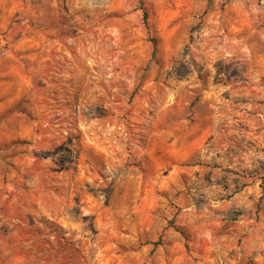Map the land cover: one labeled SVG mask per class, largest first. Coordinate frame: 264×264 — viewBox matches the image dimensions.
<instances>
[{
    "label": "rangeland",
    "instance_id": "1",
    "mask_svg": "<svg viewBox=\"0 0 264 264\" xmlns=\"http://www.w3.org/2000/svg\"><path fill=\"white\" fill-rule=\"evenodd\" d=\"M0 264H264V0H0Z\"/></svg>",
    "mask_w": 264,
    "mask_h": 264
},
{
    "label": "crops",
    "instance_id": "2",
    "mask_svg": "<svg viewBox=\"0 0 264 264\" xmlns=\"http://www.w3.org/2000/svg\"><path fill=\"white\" fill-rule=\"evenodd\" d=\"M202 116H204L203 113H198L199 119H201ZM207 119L212 118H210V116H207ZM216 130L217 128L214 124H204L198 121L192 124L186 122L181 130L184 134V137L181 139L182 150L185 153L190 151L189 155L193 154V150L198 153L201 151H209L211 153H215L216 148L213 147L215 144L214 139H218L219 136H221L220 133L216 132ZM159 132H161V130ZM165 132L173 133L174 131H169L167 129V131L165 130ZM191 136H194L193 141H191ZM178 142H180V140H178Z\"/></svg>",
    "mask_w": 264,
    "mask_h": 264
}]
</instances>
